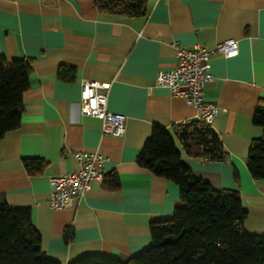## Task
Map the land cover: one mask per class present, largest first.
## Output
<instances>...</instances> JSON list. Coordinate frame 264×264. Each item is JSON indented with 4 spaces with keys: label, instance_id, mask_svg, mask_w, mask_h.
<instances>
[{
    "label": "crops",
    "instance_id": "1",
    "mask_svg": "<svg viewBox=\"0 0 264 264\" xmlns=\"http://www.w3.org/2000/svg\"><path fill=\"white\" fill-rule=\"evenodd\" d=\"M143 17L100 14L96 0H0V57L29 60L20 126L0 139V202L29 209L50 260L69 264L84 255L125 262L150 245L149 223L168 219L179 202L176 184L136 164L152 128L194 119V109L155 85L159 71L175 63L173 43L211 49L232 39L237 52L210 57L213 80L206 103L218 113L210 128L225 151L221 162L186 154L182 162L216 190L236 191L246 211L244 230L264 236V180L247 169L253 141L264 128L252 123L264 101V0H137ZM72 70V77L58 71ZM107 85V110L125 116L122 137H103L101 122L79 113L81 83ZM74 152L97 153L106 177L119 187L92 182L73 207L48 205L51 176L77 172ZM40 159L29 175L24 160ZM69 230V240L64 232Z\"/></svg>",
    "mask_w": 264,
    "mask_h": 264
},
{
    "label": "trees",
    "instance_id": "2",
    "mask_svg": "<svg viewBox=\"0 0 264 264\" xmlns=\"http://www.w3.org/2000/svg\"><path fill=\"white\" fill-rule=\"evenodd\" d=\"M100 14L143 17L146 4L137 0H96ZM29 60L0 57V139L20 126L22 94L28 88ZM72 77L61 68L58 76ZM252 123L264 128V101ZM182 150L202 161L221 162L225 151L218 135L198 121H190L181 133L172 127L154 126L136 157V164L177 185L179 202L168 219L149 223L150 245L139 254L120 262L103 255H84L69 264H264V236L244 230L246 211L236 191L216 190L195 176L182 162ZM29 175L39 174L45 164L40 159L24 160ZM247 169L253 180H264V137L252 142ZM103 182L117 189L115 173L103 175ZM66 242L69 230L64 232ZM0 264H60L46 257L41 237L29 209H14L0 202Z\"/></svg>",
    "mask_w": 264,
    "mask_h": 264
},
{
    "label": "built area",
    "instance_id": "3",
    "mask_svg": "<svg viewBox=\"0 0 264 264\" xmlns=\"http://www.w3.org/2000/svg\"><path fill=\"white\" fill-rule=\"evenodd\" d=\"M176 63L169 71L156 74L155 85L165 88L173 97L184 99L194 109V119L206 126L218 113V108L204 100V89L212 82L210 57L213 54L230 56L237 52V42L228 39L208 49L200 45L186 49L173 43ZM107 85L85 81L81 83L79 113L85 117L98 119L101 122L103 137H122L125 133V116L110 113L107 110V98L104 92ZM190 121L176 123L171 127L181 133ZM74 159L79 165L77 172L51 176L48 179L51 188L48 205L53 210H62L77 205L90 189L92 182H102V164L106 161L97 153L74 152Z\"/></svg>",
    "mask_w": 264,
    "mask_h": 264
}]
</instances>
